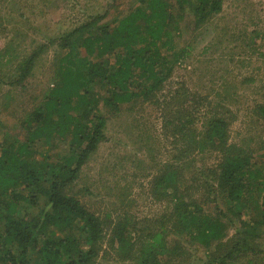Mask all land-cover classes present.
I'll return each mask as SVG.
<instances>
[{
	"label": "rangeland",
	"instance_id": "rangeland-1",
	"mask_svg": "<svg viewBox=\"0 0 264 264\" xmlns=\"http://www.w3.org/2000/svg\"><path fill=\"white\" fill-rule=\"evenodd\" d=\"M169 1L177 6L176 0ZM138 3L140 0H0V150L7 135L24 138L29 114L54 86L57 56L65 48L68 33L109 8L105 22L130 13ZM173 13L178 16L181 11L176 7ZM183 14L181 29L174 34V50H163L171 75L152 100L138 101L119 115L108 112L107 141L83 164L79 179L66 186L67 195L80 200L103 221L102 236L95 243L98 256L89 264H133L119 260L111 248L118 242L112 244V240L125 217L140 226L145 220L171 217L175 200L158 191L161 176L176 171L174 177L189 185L190 194L185 197L200 202L209 215L219 214V220L229 224L232 213L225 203L227 196L217 189L212 192L206 184L217 182L215 175L221 174L233 156L263 164L264 116L257 106L264 105V0H224L223 10L200 25L190 8ZM182 51L185 54L179 59ZM31 58V73L24 75L22 67ZM92 88L102 91L103 87ZM187 116L192 122L189 128ZM213 118H225L229 123L222 148L207 139ZM253 194H245V199L261 204L263 193ZM209 199L212 204L207 206L203 201ZM250 213L243 210L229 224L223 242L235 236L237 227L239 232L247 229L244 223L251 221ZM257 230L256 237L251 233L236 237L241 238L242 248L226 264H264V225ZM185 246L187 253L175 264H209L214 258L201 245Z\"/></svg>",
	"mask_w": 264,
	"mask_h": 264
},
{
	"label": "trees",
	"instance_id": "trees-1",
	"mask_svg": "<svg viewBox=\"0 0 264 264\" xmlns=\"http://www.w3.org/2000/svg\"><path fill=\"white\" fill-rule=\"evenodd\" d=\"M223 1L176 0L181 11L176 16L175 4L169 0H140L126 15L105 22L109 8L68 33L65 48L57 56L54 86L29 114L24 138L7 135L0 150V264H89L98 256L95 243L102 236L103 221L67 195L66 186L79 179L83 164L107 141L108 112L119 115L138 101L152 100L171 75L163 50H174V34L181 29L186 9L195 13V23L200 25L223 10ZM184 54L179 52V59ZM33 63L31 58L22 67L24 75L31 73ZM96 85L102 91L93 90ZM257 111L264 116V105L259 104ZM185 122L189 128L190 116ZM228 125L225 118L209 122L211 144L223 147ZM175 173L161 176L158 182L160 194L175 200L171 217L145 220L142 226L125 217L112 240V244L118 242L117 247L111 245L119 260L175 264L187 253L186 243L211 251L214 258L209 264L235 259L243 245L236 237L248 233L256 237L257 227L264 225V161L261 165L233 156L215 175L217 182L206 184L212 192L217 189L227 196L225 203L232 213L229 224L243 210L252 213L251 221L244 223L247 229L239 232L237 227L228 242L222 238L229 224L185 197L190 194L189 185L175 178ZM259 192L263 193L261 204L245 199ZM203 202L212 204L210 199Z\"/></svg>",
	"mask_w": 264,
	"mask_h": 264
}]
</instances>
